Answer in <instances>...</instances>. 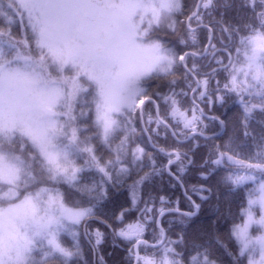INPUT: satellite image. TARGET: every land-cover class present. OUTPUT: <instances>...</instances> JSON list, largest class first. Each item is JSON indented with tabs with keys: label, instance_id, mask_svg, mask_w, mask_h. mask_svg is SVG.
<instances>
[{
	"label": "snow or ice",
	"instance_id": "snow-or-ice-1",
	"mask_svg": "<svg viewBox=\"0 0 264 264\" xmlns=\"http://www.w3.org/2000/svg\"><path fill=\"white\" fill-rule=\"evenodd\" d=\"M0 264H264V0H0Z\"/></svg>",
	"mask_w": 264,
	"mask_h": 264
}]
</instances>
